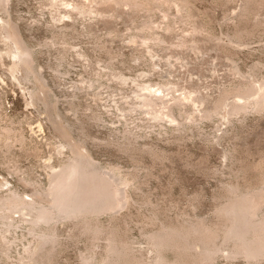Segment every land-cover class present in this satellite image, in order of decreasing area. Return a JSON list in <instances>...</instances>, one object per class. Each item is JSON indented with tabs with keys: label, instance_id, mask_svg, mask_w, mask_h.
<instances>
[{
	"label": "rangeland",
	"instance_id": "obj_1",
	"mask_svg": "<svg viewBox=\"0 0 264 264\" xmlns=\"http://www.w3.org/2000/svg\"><path fill=\"white\" fill-rule=\"evenodd\" d=\"M3 2L0 202L36 209L0 205V264H264L233 257L236 217L223 215L264 198V0ZM24 47L30 64L14 58ZM80 156L87 179L126 197L121 208L76 218L54 207L52 175ZM43 208L55 220H36ZM192 228L215 241L155 245Z\"/></svg>",
	"mask_w": 264,
	"mask_h": 264
},
{
	"label": "bare ground",
	"instance_id": "obj_2",
	"mask_svg": "<svg viewBox=\"0 0 264 264\" xmlns=\"http://www.w3.org/2000/svg\"><path fill=\"white\" fill-rule=\"evenodd\" d=\"M1 1L3 2V0H1ZM10 37H11V35H10ZM20 42H21V40H20ZM18 44H20V43H18ZM21 47H23V45H21ZM25 47L21 48V50L16 49V52L13 53L14 58L17 61H23L24 63L29 61V58L31 57L32 52H30V50H28V48L25 49ZM30 61H29V64L32 63V60H30ZM255 90H257V89H255ZM147 91H148L147 93L145 91L142 95V97H143L142 103L146 106H151L153 104V102H156V101H154L155 99L152 100L153 98L156 97V95L151 93V91L149 89ZM246 91H247V89H246ZM256 93H257V91H256ZM256 93H254V94H256ZM157 98H159V97H157ZM259 98H260L259 100H256V101L254 100L255 105L259 109H264V92H262L259 95ZM233 106H234L233 110L235 112H239V111L244 110L246 108L245 106H241V105L236 104V103ZM216 113H217V111H216ZM82 159H84V157L83 158L81 156L77 157V158L75 157V159L72 162L69 161L70 163L68 164L67 167H65L64 169H61L60 171L55 172L52 175L53 185L50 188L48 195L51 198V201H52L54 207L56 209H58L61 214H64L66 216L74 215V217H76V216L77 217H79V216L83 217L86 214H92V216H99V215H101V213L103 214L106 211H114V210H117V208L118 209L121 208L126 197H124V195H123V197L121 196L122 197L121 200H117L118 199V198L116 199V193L117 192L116 191L112 192L111 189H110V191L108 190V188L110 187L109 181H104V185H102L103 183L101 184V183L95 182V180L93 181L92 179H94L96 177V175H98V174L93 173L92 174L93 178L91 175V179H87L85 177L86 175H84V172H83L84 167L82 165V162L85 159L83 161H82ZM84 166H85V164H84ZM101 176L103 177L102 174H101ZM101 176H100V178H101ZM97 177H96V179L98 180L99 178H97ZM103 179L105 180L106 178L103 177ZM98 181H100V179ZM114 189H115V186H114ZM234 200L235 201H233L228 206L223 208V215L224 216L229 215L228 217L226 216L225 218L229 219V217L232 214H233V216L236 217V219H234L235 221H232L233 219L231 220L232 222H230V223H232V225L228 229V234L226 235L229 240H231V241H233V243H235V250H236L234 252L235 255L234 256L231 255V256L236 257L238 254H240V255H245L246 258L253 259L255 261L259 260V258L264 257V215L260 216L258 214V210L261 209L262 204H264V198L263 197H258V198H249L248 197V198H239L238 200H236V199H234ZM6 203H8L11 206V208L6 207L4 209H10V210L16 211V212H19L22 210H28V209L29 210L31 209V211H32L33 209H36L34 207L33 203L25 202V201L23 202V201H21L20 197H18L17 195H15L12 199L9 197L6 201L0 202V205H2V207H4V205H6ZM21 204H23L24 206L21 207ZM42 210H43V213H42L43 215H41V216L38 215V216H40L38 219L35 216L36 220H38V221L44 220L45 222L47 221L49 223H50V221L55 220L54 219L55 213H57L55 209L52 210L50 208H43ZM31 211H28L29 214L31 213ZM0 219H1V217H0ZM229 221H228V223H229ZM175 230L170 231V232H169V230H167L168 232L161 231L163 233L160 232V235L153 236V239L156 241V242L154 241L155 245L162 248V247H165L168 245L170 246V244H172V243H177L178 247H180V249H182V245L184 244L183 241L186 240L187 238H189L190 234H192L191 236H193V233L198 234V233L205 232V231H203V229H197V228H192L190 230L185 229V230H188V232L187 231H181L182 229H180V231H175ZM212 230L209 229L206 232L207 238L206 237L203 238L205 240L208 239V241L205 242L202 239L201 240L199 239V241H203V243L208 242V244L212 242V241L210 242L209 240L215 241L214 238L217 235V233L215 234L214 231H212ZM204 234L203 235L198 234V235H199V237L206 236ZM49 237L54 238L53 235L49 236ZM194 238H195V235H194ZM112 243L114 244L117 242L113 241ZM112 243L109 246H111V247L113 246V249L112 248H110V249H112V251H114V253H115V251L117 252L118 250H114L115 246ZM187 244H189V243H187ZM174 246L176 247V244H174ZM184 247H186V243H185ZM205 250H207V249H205ZM208 250H209V247H208ZM112 251H111V253H112ZM202 251H203V249H202ZM211 251H215V250H211ZM207 252H210V251H207ZM117 254H120V253L117 252ZM200 256H203V255H200ZM212 256H213V254H212ZM200 259H202V257ZM159 260H158L159 262L157 261L158 264H166L165 259L159 258ZM206 260H207V257H205V259L203 258V260H201V261L204 262Z\"/></svg>",
	"mask_w": 264,
	"mask_h": 264
}]
</instances>
